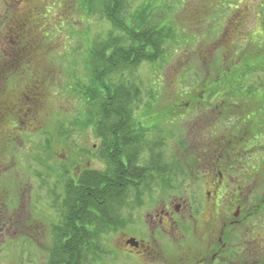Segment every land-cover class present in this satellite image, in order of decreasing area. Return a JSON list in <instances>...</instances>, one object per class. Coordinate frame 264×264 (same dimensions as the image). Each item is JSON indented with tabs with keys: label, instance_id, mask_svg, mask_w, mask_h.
I'll return each instance as SVG.
<instances>
[{
	"label": "rangeland",
	"instance_id": "1",
	"mask_svg": "<svg viewBox=\"0 0 264 264\" xmlns=\"http://www.w3.org/2000/svg\"><path fill=\"white\" fill-rule=\"evenodd\" d=\"M61 1L60 9L56 10V6H53L58 14L56 13L55 18L51 19L55 21L57 29H53V33L46 36L47 38L53 36L54 41L42 38L40 52H37V49L30 50L24 56L29 60L41 53V63L33 64L34 66L28 70H39L40 79H45L51 93L42 89L36 100L19 105L18 92H16L19 83L0 81V92L3 94L0 96V106L2 102L5 103L4 108L0 109V202L5 201L7 205L5 208L0 207V212L4 214V217L0 216V264L49 263L48 259L52 256L51 251L56 243L54 227L57 230L62 229L69 217L68 213L60 210L62 199L65 197V186L71 181L70 174L69 172L67 174L66 170L72 173L75 164H79L82 170L89 168L92 171L105 173L112 166L109 160L106 158L104 160L102 153L108 155L109 152L110 157L113 156V161L121 164L126 162L122 160L120 153L122 148L118 146L119 142H116L114 147L108 143L107 148L103 145L104 138L97 137L90 130L87 134L78 137L74 132L73 140H65L61 135L62 127L57 126L64 121L65 123L73 121L80 111L96 119L99 118L97 113H94L95 107L84 105L80 99L88 86V76L82 60L83 51L77 52L76 49L80 45V50L82 47L83 50L89 48L95 36L103 35L101 38L103 40L106 34L111 33L113 37H117L118 42L119 40L123 42L124 37L119 29L112 27V24L107 21L103 23L100 16H93L88 21L86 17L83 21L80 11L83 0ZM263 4L264 0H126L118 18L128 25L135 36L142 31L138 20L144 17L143 10L154 6L156 9L152 10V13L159 12V16L162 17L160 27L169 30L174 38L164 47L165 62L163 60L156 65L143 63L134 71L121 74L124 80L140 89L141 94L138 97L136 95L134 104L138 106V111L133 113L134 118L137 119L143 114L140 119L143 121L144 118L147 119L144 142H141L145 145L141 144L140 149L144 151L139 158L138 155H133V152H127L129 154L125 157L128 160L137 161L132 163L125 175L123 172L121 175V181L127 178L132 180L131 183L138 182L137 189L130 191L121 202H116L117 197L107 199L108 202H101L104 197L102 193H98L101 199L99 208L110 206L116 225L107 232L95 231L97 237L94 236L96 240L91 251L98 249L99 252L93 257L90 247H85L86 250L83 251L85 255L79 260L80 262L174 264L179 258L181 247L177 235H173L175 237L173 240L170 235L164 237L158 231L151 234L150 229L156 222L150 223L147 215L155 210L154 202H157L161 195H158L157 189L151 193L144 191L149 182V178L145 176L149 172L154 173L156 168L161 166L156 165L160 158L155 156H163L166 162L164 161L162 166L168 165L169 162L184 164L186 173L182 180V188L192 187L189 184L188 172L193 167L197 170L200 164H194L196 157L188 163L187 158L190 155L207 151L213 142L215 145L218 142L219 148L231 140L234 144L225 145L222 151L225 154L230 152L238 154L234 145H240L238 141L248 137L249 128L254 126V134L259 132L257 125L261 120L254 118V123L245 129L239 120L236 128L233 125H225L228 128L222 130V134H218V130L220 127L222 129L223 125L217 124L212 119L214 108H210L207 100V104L204 103L202 106H187L182 119L181 111L172 112L169 108L181 102L185 93L197 91L202 76L212 77L219 67H229L224 61L225 56H230L229 60L236 62L231 56L235 51L240 52L247 39L251 37L254 39L251 46L258 45L260 40L258 37L264 32ZM247 8L251 9L248 10L249 13ZM137 12L140 14L136 17ZM57 19H60V22ZM49 32L50 28L46 26L44 34ZM30 37L34 40L38 39L36 32ZM262 41L264 43V37ZM44 73L49 78L45 77ZM119 77L120 75L111 76L110 83H117ZM253 82L254 80L251 83ZM52 92L55 93V97L52 96ZM147 105L153 107L149 109ZM247 106L248 104L244 110H247ZM26 108L30 109L29 114H24ZM163 112L166 113L163 115L165 119H161ZM9 113H12V117L8 118ZM4 118L8 119L2 121ZM235 124H238V121ZM34 125H37V130ZM231 127L233 130H230ZM132 133L138 134L135 131ZM132 133L130 135H133ZM51 137L54 142H50ZM122 139L123 136L120 137V142ZM200 142L210 143H206L205 146ZM131 144L130 149L136 147L134 143ZM47 147H51L50 152L53 153L54 159H46L42 154ZM187 152L189 155L184 158ZM138 176L140 181L137 180ZM199 176H202V173H199ZM121 181L116 184L115 192L122 186ZM88 184H90L89 180ZM164 192L160 191V193ZM187 194L181 196L185 197ZM241 198H245V195H241ZM248 199L252 203L248 207L258 211L257 208L264 204L262 203L264 188L248 196ZM71 204L74 208L82 204V201L79 203V198L76 197ZM78 216L81 219H88L83 210ZM3 220L7 223L1 228L4 224ZM128 238L144 242L154 238L163 259L154 262L136 260L137 254L128 252L129 250L123 247L122 241ZM190 245L192 251H195L196 243ZM60 259L61 257L55 258V260ZM62 260L67 258L64 257Z\"/></svg>",
	"mask_w": 264,
	"mask_h": 264
},
{
	"label": "trees",
	"instance_id": "2",
	"mask_svg": "<svg viewBox=\"0 0 264 264\" xmlns=\"http://www.w3.org/2000/svg\"><path fill=\"white\" fill-rule=\"evenodd\" d=\"M125 3L126 0L81 1L80 11L83 21H85L84 19L86 17L88 21L93 16H100L99 18L103 20V23L106 21L109 22L112 24V27L119 29L124 37L123 42L122 40L118 42V39H116L117 37H113L111 33L106 34L107 36L104 37L103 40H101L103 35L95 36L89 48L83 50L82 47V50H80V45L76 49L77 52L83 51L82 55L84 57L82 60L84 61L85 71L88 76V86L85 89L84 96L82 94L80 99L84 105L95 107L93 108L95 111L94 113H97L99 118L96 119L80 111L73 121L68 123H65V121L64 123L59 122L60 124L57 126L58 128L62 127L61 135L65 140H73L74 132H76V137H78L87 134V131L90 130L94 135H97V137L104 138L103 145L107 148L108 143H110V146L114 147L115 142H120L119 139L123 136L121 142H131L137 145L133 155H138L139 158L142 151H144H140V149L141 144L145 145V143L141 142H144L146 130L145 121L147 119L144 118V121L140 119L143 114L137 119L134 118L133 113L138 111V106L134 104L136 95L138 97L141 94L140 89L124 80L121 74L126 71H134L143 63L156 65L159 62H163V60L165 62L163 58L165 55L164 47L169 41L173 40L174 36L172 38L169 30L166 31L165 28L160 27L162 26V17L159 16V12L152 13V10L156 9L154 6L149 7L148 10H143L144 17L138 20L141 23L139 28L142 31L135 36L128 25L118 18L119 13L124 9ZM248 10L251 9L247 8V12ZM262 12L264 13V4ZM139 14L140 13L137 12L136 17L139 16ZM233 34H235V32H233ZM261 34L262 36L259 35L258 37V39H260L258 40V45L251 46L252 40L254 39L252 37L247 39L245 43L243 42L244 44L240 52L235 51L234 55L231 56L236 62L232 61V59L229 60L230 56H225L224 61L229 67H219L217 73L212 77L202 76V81L199 82V86L197 87L198 84L196 85L197 91L185 93L182 101L178 104L175 103V105L171 106L169 109L172 110V112L181 111L180 118L182 119L184 117L182 115L187 106H202L207 100L210 108H214L212 109L214 111L212 112V119L217 124L223 125L222 129L219 126L220 129L218 130V134H222V130H226L229 125H233V127L235 126L234 128H236L240 121V123L243 124V129H245L254 123V118L260 119L261 122L257 125L259 127V132L254 134V126H251L249 128L248 137L246 136L242 141H238L253 142L255 146L259 147V144L255 142H259L260 144L264 142V43L262 41L264 32ZM81 41H83V38ZM21 66V72L18 76L6 77L3 81V83L16 81L19 83V87L16 90V92H18L17 100L19 105L29 103L30 100H36L42 89L51 93L48 85L45 83V79H40L41 74L38 72L39 70H28L30 69L28 64ZM43 75L48 77L45 73ZM119 75L120 77L117 83H110L112 82L111 76ZM252 80H254L253 83H251ZM2 91L4 92V90ZM0 94V96L3 95L1 92ZM57 95H59V93H57ZM52 96L55 97V93L52 92ZM4 104V102L1 103L0 109L4 108ZM33 104L36 105L37 103ZM246 104H248L247 110H244ZM152 107L153 106L149 107L147 105L149 109ZM13 108H16V103ZM29 110V108H26L24 114H29ZM165 114L164 112L161 114V119H165L163 118ZM207 115L209 114L207 113ZM9 117H12V113H9L8 118ZM8 118H4L2 121ZM213 120H211V122ZM232 121L233 123H231ZM236 121H238V124H235ZM34 127H36L35 129L37 130V125H34ZM41 127L42 126H39V128ZM233 127H231L230 130H233ZM134 131L138 134H133L132 132ZM131 133L133 135H130ZM50 139V142H54L52 137ZM231 142H233V140H231ZM50 148L51 147H47V150L42 151L46 159H54V155L50 152ZM257 153L264 154V149H257ZM102 154L104 160L105 158L109 160L112 166L105 173L92 171L89 170V168L82 170L79 164H75L72 173L66 170L67 174L68 172L70 174L69 178L71 181L65 186V197H62L63 203L60 210L61 212L68 213L69 217L65 221V226H63L62 229L57 230L54 227L53 231L56 243L51 251L52 256L48 259V264H84V262H80L79 260H82V256L85 255L83 252L86 250L84 249L85 247H90V251L93 249L94 240H96L94 236L97 237L96 232L100 233L103 232V230H105V232L110 231L114 229L116 225L114 224L115 220L112 215L113 212L111 207L107 206L100 209L99 204L101 202H108L107 199L115 197H117L116 202H121L130 191L133 192V190L137 189V184L134 182L131 183L132 180L124 178V180L121 181V175L123 173L125 175L130 167L120 162L117 163L113 161V156L110 157L109 155L111 154L110 152L108 155L106 153ZM114 155L116 156L117 154ZM77 161L78 160H76V162ZM160 171L156 168L155 172ZM88 180L90 184H88ZM137 180H141L139 176ZM118 181H121L122 186L115 192ZM6 192L8 193V191ZM99 192L102 193L104 197L101 202L99 201L101 200L98 196ZM76 197L79 198V203L82 201V204L72 208L71 202L74 201ZM6 206L5 201L0 202V207L5 208ZM82 210L85 217L88 216V219H81L78 216L79 212ZM0 216L4 217L2 211L0 212ZM3 222L4 224L1 228L7 223L4 220ZM98 252V249H95L91 251V254L93 257H96ZM56 257H61V259L55 260ZM64 257L67 258L68 261L62 260Z\"/></svg>",
	"mask_w": 264,
	"mask_h": 264
},
{
	"label": "flooded vegetation",
	"instance_id": "3",
	"mask_svg": "<svg viewBox=\"0 0 264 264\" xmlns=\"http://www.w3.org/2000/svg\"><path fill=\"white\" fill-rule=\"evenodd\" d=\"M61 3V0H0V81L18 76L21 65L33 67L41 63V53L29 60L24 56L30 50L40 52L42 38L54 41L53 36H46L56 28L51 19L58 14L56 10L61 8ZM46 26L50 32L44 34ZM35 32L36 40L30 37ZM130 143L118 144L122 148L121 158L126 161L123 165L127 167L137 161L131 162L125 157L128 151H134ZM200 143L206 146L210 142ZM216 143L210 144L207 151L187 158L189 163L196 157L194 164L200 165L197 170L193 166L189 170L192 187L185 189L182 188L186 173L184 164L169 162L162 166L166 160L163 156H155L162 159L156 163L161 165L157 167L161 171L149 172L145 176L149 182L144 188L148 193L157 189L161 195L153 203L155 210L147 215L150 223L156 222L150 229L151 234L158 231L161 236L170 235L173 240V235H177L181 252L174 264H264V204L257 208L258 211L248 207L252 204L248 196L264 188V154L257 153V149H264V142H255L259 147L253 142H238L240 145H234L238 154L222 151L225 145L231 146L234 142L219 148ZM188 155L187 152L184 158ZM184 194L187 196H181ZM122 243L128 252L137 254L136 260L163 259L154 238L149 242L128 238ZM194 243L197 247L192 251L190 244Z\"/></svg>",
	"mask_w": 264,
	"mask_h": 264
},
{
	"label": "bare ground",
	"instance_id": "4",
	"mask_svg": "<svg viewBox=\"0 0 264 264\" xmlns=\"http://www.w3.org/2000/svg\"><path fill=\"white\" fill-rule=\"evenodd\" d=\"M136 146H137V145H136ZM135 149H136V148L134 147V151H135ZM134 151H132V152H134Z\"/></svg>",
	"mask_w": 264,
	"mask_h": 264
},
{
	"label": "water",
	"instance_id": "5",
	"mask_svg": "<svg viewBox=\"0 0 264 264\" xmlns=\"http://www.w3.org/2000/svg\"><path fill=\"white\" fill-rule=\"evenodd\" d=\"M133 241H131V243H132Z\"/></svg>",
	"mask_w": 264,
	"mask_h": 264
}]
</instances>
